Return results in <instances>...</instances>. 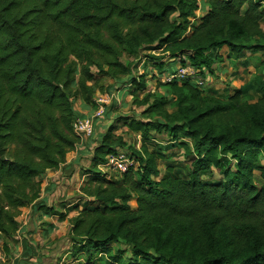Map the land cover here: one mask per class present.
<instances>
[{"label": "trees", "instance_id": "trees-1", "mask_svg": "<svg viewBox=\"0 0 264 264\" xmlns=\"http://www.w3.org/2000/svg\"><path fill=\"white\" fill-rule=\"evenodd\" d=\"M204 2L0 0V243L6 254L20 231L22 207L56 213L41 198V182L49 170H69L66 156L80 140L73 123L84 116L77 100L93 111L97 92L144 90L146 73L138 67L147 59L167 63L159 75L190 63L206 77L225 46L235 57L264 50V0ZM163 84L172 98L149 90L133 101L162 119H125L144 140L151 131L171 135L190 158L187 175L169 164L161 172L158 159L170 157L162 146L134 148L114 123L104 127L88 147L83 207L69 232L72 261L264 264V182L253 181L256 171L264 178V82L257 99L239 88L223 96L191 79ZM119 150L137 165L107 178L100 165Z\"/></svg>", "mask_w": 264, "mask_h": 264}, {"label": "crops", "instance_id": "crops-1", "mask_svg": "<svg viewBox=\"0 0 264 264\" xmlns=\"http://www.w3.org/2000/svg\"><path fill=\"white\" fill-rule=\"evenodd\" d=\"M201 13L200 10L198 16ZM225 48L228 47L225 46L219 50L221 53L219 55L223 54L222 50ZM220 58L221 61L214 63L215 76L212 79L211 76H207L212 80V83H215V80L217 82L225 81L226 87H230L232 91L239 88L248 89L250 92L254 85L258 87L264 82V65L260 66L264 62V50H248L239 57H235L228 51ZM105 81L111 82L112 80L106 79ZM121 92L119 90L118 94ZM117 100L120 99L117 97ZM80 104L81 106L76 107L78 111L84 115L91 114L89 107H86L82 101ZM95 143L89 139L79 143L72 151L68 152L65 165H71L67 166L69 170L61 166L59 169L49 170L45 174L41 182V198L46 200L50 206H54L56 213L46 214L45 211H35L32 206L22 207L18 216L20 231L16 235V240L11 241L9 245L11 253L6 254L2 243H0V260H3L4 264H9L10 261L11 264H47L46 259L49 260V251L52 247L59 245L58 238L62 239L67 233L69 234L72 218L83 207L80 187L87 175L85 171H82V166L79 167V164L72 166V163L79 162L82 157L89 155L88 149L90 148L88 147H92ZM75 193L78 194V198L75 201H67ZM74 205H78L79 208ZM61 212L66 214L63 219L60 218Z\"/></svg>", "mask_w": 264, "mask_h": 264}, {"label": "rangeland", "instance_id": "rangeland-1", "mask_svg": "<svg viewBox=\"0 0 264 264\" xmlns=\"http://www.w3.org/2000/svg\"><path fill=\"white\" fill-rule=\"evenodd\" d=\"M205 0H200V2L203 4ZM199 12V11H198ZM197 12V14H198ZM264 27V22H263ZM229 48H225L222 50L223 54H227ZM145 53V52H142ZM159 53H162L160 51L155 52L154 54L159 55ZM216 53V52H215ZM219 54L220 51H218ZM220 55L221 56H223ZM231 54V53H230ZM162 55V54H161ZM167 61L168 59L165 58ZM156 62L153 59H147L143 64H140L138 67L139 73H142L145 71L146 79H147V86L144 88V90H138L136 92H132L131 90L128 91V87L121 86L120 88L114 89L113 92L116 93V96L119 101L117 100V97L115 100L106 107L105 111L109 112V118L105 119L104 117H99L96 119V134L91 138V141L96 140L99 135L104 132V127L108 126L111 123H114L116 126V132L118 134L123 135L125 141L127 142V145H130L134 148H139L142 146L143 143H145L149 149L153 150L156 148V145L162 146V150L164 151L165 155H169L170 157H167L165 161L158 159V164L161 172L165 171L166 166L172 165L177 171H179L183 175H187L188 173V167L190 164V158L184 156V151L177 145H174V141L171 135H169L167 132L163 133H157L155 131H151L149 136L144 140V138L141 136V134L131 130L125 118H140V119H146V120H152V119H162L161 114H158L153 109H147L146 105H138L135 104L134 96L142 98L145 95L146 91L152 90L157 91L159 93H166L168 98H172V94H169V89L166 87L161 80H159L156 76L152 77L153 74L156 73V71L159 72L160 69H165L167 67V63H163L160 67H158ZM264 62L260 64V66H263ZM259 66V68H260ZM260 70V69H259ZM216 68H214V72H207V76H211V79L213 76H215ZM206 76V77H207ZM211 79L208 78L206 88L207 89H213L218 94H222L225 96L226 94H231L233 91L231 88L226 87L224 84L225 81H218L215 80V83H212ZM219 88H216V87ZM229 86V85H228ZM119 89L121 94H118ZM232 91V92H231ZM250 95L253 96L254 99H257L260 96V86L254 85L250 90ZM81 100H77L75 102V107L81 106L80 104ZM92 109L94 110V104L91 105ZM105 115V113H104ZM173 145V146H172ZM74 164H79V167L82 166V171H86V169L89 167L90 164V154L82 157V159L79 160V162H74ZM78 166V165H77ZM75 168V167H74ZM81 169V168H80ZM116 173H114L115 175ZM216 177H221L219 171H216ZM85 181V180H84ZM83 181V183H84ZM254 183L261 184L264 182V178L261 176L260 171L255 172V178L253 179ZM82 183V184H83ZM78 198V194L75 193L72 198H69L67 201L73 200L75 201ZM132 205H136L135 199L131 201ZM57 242H60L59 245L56 247H52V249L49 251L48 254L49 260H47V264H75V261H72L69 252L72 242L70 240L69 234L67 233L65 237L62 239L58 238ZM1 256V252H0ZM65 259V260H64ZM3 261V260H2ZM11 264V261L9 262Z\"/></svg>", "mask_w": 264, "mask_h": 264}, {"label": "built area", "instance_id": "built-area-1", "mask_svg": "<svg viewBox=\"0 0 264 264\" xmlns=\"http://www.w3.org/2000/svg\"><path fill=\"white\" fill-rule=\"evenodd\" d=\"M163 82H171L175 80L191 79L197 82L200 86L207 85L208 77L200 74L192 64H178L172 72L163 74L155 73ZM120 90V89H119ZM115 92H97L93 97L95 109L91 114L78 117L73 123V129L79 137V143L91 139L96 134V119L104 117L105 109L116 98ZM76 145V146H77ZM136 159L124 150H119L116 153L108 155L107 161L100 165V170L107 178H112L114 173L122 174L128 171L130 167H136Z\"/></svg>", "mask_w": 264, "mask_h": 264}]
</instances>
